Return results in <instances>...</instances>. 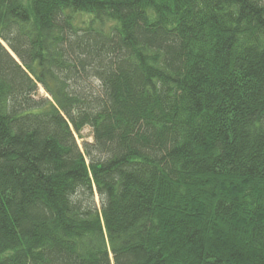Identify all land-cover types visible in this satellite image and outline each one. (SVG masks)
Masks as SVG:
<instances>
[{
  "label": "trees",
  "instance_id": "16d2710c",
  "mask_svg": "<svg viewBox=\"0 0 264 264\" xmlns=\"http://www.w3.org/2000/svg\"><path fill=\"white\" fill-rule=\"evenodd\" d=\"M0 264H264V0H0Z\"/></svg>",
  "mask_w": 264,
  "mask_h": 264
},
{
  "label": "rangeland",
  "instance_id": "374dc122",
  "mask_svg": "<svg viewBox=\"0 0 264 264\" xmlns=\"http://www.w3.org/2000/svg\"><path fill=\"white\" fill-rule=\"evenodd\" d=\"M38 95L42 96V97H47L48 95L46 94L44 89H40V91H38ZM78 138V142L79 144L82 146V142L84 141H93V136H92V130L89 127H86L83 131H82V137H77Z\"/></svg>",
  "mask_w": 264,
  "mask_h": 264
}]
</instances>
